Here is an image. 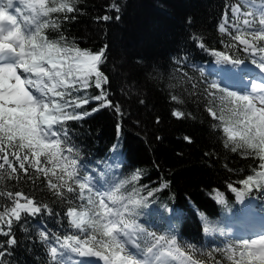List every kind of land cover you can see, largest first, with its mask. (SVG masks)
I'll use <instances>...</instances> for the list:
<instances>
[{
    "label": "snow or ice",
    "instance_id": "snow-or-ice-1",
    "mask_svg": "<svg viewBox=\"0 0 264 264\" xmlns=\"http://www.w3.org/2000/svg\"><path fill=\"white\" fill-rule=\"evenodd\" d=\"M77 3L78 0H0V184L7 179L35 185L44 177L43 187L67 205L68 227L80 233L61 236L44 229L37 231V239L47 245L50 264H264V231L198 256L195 245L185 248L176 235L157 234L139 223L135 209L145 198L136 188L127 195L121 192L125 184L141 179L139 170L130 180L113 183L107 190H102L103 185L97 187L91 172L81 171L80 153L72 146L71 130L66 125L104 108H113L117 114L122 110L109 98L106 87L110 82L102 70L106 46L95 51L81 48L63 34L62 21L75 18L67 14L79 10ZM250 6L253 11L242 10L240 4L231 6L235 16L231 27L236 34L226 27L227 12L219 31L239 41L244 52L258 56L259 61L252 59L251 63L258 64L264 73V0L259 5L250 0ZM109 7L120 10L117 3ZM61 13L62 17L53 15ZM113 18L98 17L103 21ZM48 30L55 33L53 38ZM199 47L206 45L201 42ZM213 55L233 65L244 63L225 51L213 50ZM93 88L97 94L90 95ZM206 91L207 112L222 122L227 134L224 147L245 157H258L256 168L239 181L243 187L228 183L227 188L236 193L237 199L253 189L264 190V75L249 81L242 92L231 91L216 81ZM172 99L176 101L178 97ZM91 104L95 107L86 108ZM172 115L183 118L188 114L178 109ZM184 139L192 142L190 137ZM158 190L146 189L147 196L152 197ZM69 194L83 203L74 206ZM2 197H7L9 203L0 204V236L6 238L0 241V264H10L6 257L11 250L7 246L18 243L14 225L22 224L26 217L56 213L48 203L37 200L35 193L0 190ZM215 199L226 203L225 194L218 189ZM200 216L205 219L203 212ZM203 230L219 231L209 226ZM70 253L81 259L73 260ZM216 253L223 255L217 258Z\"/></svg>",
    "mask_w": 264,
    "mask_h": 264
},
{
    "label": "trees",
    "instance_id": "trees-1",
    "mask_svg": "<svg viewBox=\"0 0 264 264\" xmlns=\"http://www.w3.org/2000/svg\"><path fill=\"white\" fill-rule=\"evenodd\" d=\"M111 3L119 5V12L109 7ZM235 4L250 11V0H78L79 10L67 14L75 18L64 20L61 25L63 34L81 48L95 51L106 46L102 65L110 80L106 87L109 98L122 110V114H117L113 108H104L71 122L72 146L100 158H108L113 149L123 155L120 158L125 159L126 171L141 173L133 187L145 198L140 206H176L177 216L182 217L176 221L181 244L185 248L195 245L198 256L225 248L235 240L228 237V231L240 225L236 219L245 212L247 204L237 199L227 184L242 188L239 181L252 173L258 161V157H245L224 147L227 134L222 122L207 112L206 89L213 78L200 65L212 61L213 50L225 51L237 59L259 60L244 52L239 41L219 31L227 12L226 27L236 34L231 27L235 16L230 12ZM102 15L114 18L98 19ZM48 34L50 38L55 36L51 30ZM201 42L205 48L199 47ZM89 94L95 95L97 90L90 89ZM173 96L178 99L174 101ZM216 104L218 111V100ZM91 107L95 104L86 106ZM178 109L188 115H172ZM44 181L40 177L33 185L6 179L0 190L35 193L37 200L46 201L55 209L64 208L66 204L43 187ZM163 183L168 187L163 188ZM146 189L159 190L148 197ZM217 189L225 194L226 203L215 199ZM69 199L78 203L71 194ZM6 203L7 197L0 198V204ZM251 218L249 215L248 223ZM205 226L219 231L205 233ZM16 238L19 245L7 246L11 250L6 257L10 264H44L33 250L35 235L28 232ZM5 239L0 236V241ZM222 255L216 253L217 258Z\"/></svg>",
    "mask_w": 264,
    "mask_h": 264
},
{
    "label": "rangeland",
    "instance_id": "rangeland-1",
    "mask_svg": "<svg viewBox=\"0 0 264 264\" xmlns=\"http://www.w3.org/2000/svg\"><path fill=\"white\" fill-rule=\"evenodd\" d=\"M216 62H217V69H219V72L225 73L227 76H231L232 77V81L227 82V80L223 79L224 81L222 82L223 84H229V85H234L235 83H241L243 85L248 84L249 81L251 80H255L258 77H261L260 74H262L261 71L254 72L253 70H251L246 64L243 65H233L231 63L228 62H222V61H218L216 58ZM245 69V72H241V69ZM251 68H253V66H251ZM234 74H238V75H234ZM241 76L243 77V79H241ZM213 118V117H212Z\"/></svg>",
    "mask_w": 264,
    "mask_h": 264
}]
</instances>
